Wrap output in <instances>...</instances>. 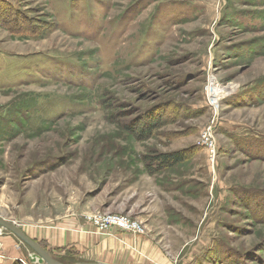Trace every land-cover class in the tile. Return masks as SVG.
Here are the masks:
<instances>
[{
    "label": "rangeland",
    "instance_id": "obj_1",
    "mask_svg": "<svg viewBox=\"0 0 264 264\" xmlns=\"http://www.w3.org/2000/svg\"><path fill=\"white\" fill-rule=\"evenodd\" d=\"M0 218L60 264H264V0H0ZM86 229L118 246L52 243Z\"/></svg>",
    "mask_w": 264,
    "mask_h": 264
},
{
    "label": "crops",
    "instance_id": "obj_2",
    "mask_svg": "<svg viewBox=\"0 0 264 264\" xmlns=\"http://www.w3.org/2000/svg\"><path fill=\"white\" fill-rule=\"evenodd\" d=\"M52 243L56 247H73L80 251H95L96 254L98 251L102 252L107 247L112 248L114 246L115 248L118 246L115 242V239L97 238L91 235V231L87 229L85 232H79L77 230H64L55 233L52 238ZM4 250L8 260H5V262L2 264H12L16 260H22L20 250L17 249L14 242L9 237L4 239ZM116 253L117 250L114 249L110 255L112 256Z\"/></svg>",
    "mask_w": 264,
    "mask_h": 264
},
{
    "label": "water",
    "instance_id": "obj_3",
    "mask_svg": "<svg viewBox=\"0 0 264 264\" xmlns=\"http://www.w3.org/2000/svg\"><path fill=\"white\" fill-rule=\"evenodd\" d=\"M0 228L11 233L20 243L28 247L32 252L30 261L32 264H60L55 261L43 248L34 240L30 239L18 226L0 218ZM87 264V263H80ZM88 264H105V263H88Z\"/></svg>",
    "mask_w": 264,
    "mask_h": 264
},
{
    "label": "trees",
    "instance_id": "obj_4",
    "mask_svg": "<svg viewBox=\"0 0 264 264\" xmlns=\"http://www.w3.org/2000/svg\"><path fill=\"white\" fill-rule=\"evenodd\" d=\"M9 7L12 9L11 6H9ZM152 160L155 164H157V166H159V168H165V167L177 164L180 161V154L179 153H171V154L158 155L155 158H153ZM154 172L155 171H151L150 173H154ZM12 264H21V262L15 261Z\"/></svg>",
    "mask_w": 264,
    "mask_h": 264
},
{
    "label": "built area",
    "instance_id": "obj_5",
    "mask_svg": "<svg viewBox=\"0 0 264 264\" xmlns=\"http://www.w3.org/2000/svg\"><path fill=\"white\" fill-rule=\"evenodd\" d=\"M95 221L96 222L94 224H97L98 221L96 219ZM103 221L107 222L110 225H117L118 227H121V228L131 227L127 224V221L124 218L109 217V218L103 219Z\"/></svg>",
    "mask_w": 264,
    "mask_h": 264
}]
</instances>
